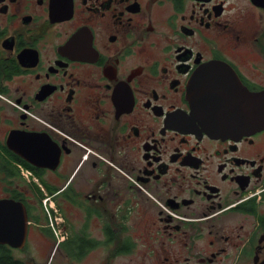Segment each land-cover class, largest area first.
Listing matches in <instances>:
<instances>
[{"label": "flooded vegetation", "instance_id": "af4514ba", "mask_svg": "<svg viewBox=\"0 0 264 264\" xmlns=\"http://www.w3.org/2000/svg\"><path fill=\"white\" fill-rule=\"evenodd\" d=\"M199 71L264 91V0H0V257L264 264V127L206 131Z\"/></svg>", "mask_w": 264, "mask_h": 264}, {"label": "water", "instance_id": "95a60500", "mask_svg": "<svg viewBox=\"0 0 264 264\" xmlns=\"http://www.w3.org/2000/svg\"><path fill=\"white\" fill-rule=\"evenodd\" d=\"M226 75L231 82L229 90L210 84L204 71L195 74L188 85L194 107L201 111L206 131L241 135L264 127V91H249L235 79L233 71ZM10 238L1 227L0 215V242H8Z\"/></svg>", "mask_w": 264, "mask_h": 264}, {"label": "rangeland", "instance_id": "374dc122", "mask_svg": "<svg viewBox=\"0 0 264 264\" xmlns=\"http://www.w3.org/2000/svg\"><path fill=\"white\" fill-rule=\"evenodd\" d=\"M80 255H83V257L79 260H74V257H70L69 259L65 257L63 254L56 253L53 256V264H96V262L99 260V256L94 251H89L87 253H81Z\"/></svg>", "mask_w": 264, "mask_h": 264}, {"label": "trees", "instance_id": "16d2710c", "mask_svg": "<svg viewBox=\"0 0 264 264\" xmlns=\"http://www.w3.org/2000/svg\"><path fill=\"white\" fill-rule=\"evenodd\" d=\"M0 264H12V261L7 257H0Z\"/></svg>", "mask_w": 264, "mask_h": 264}]
</instances>
